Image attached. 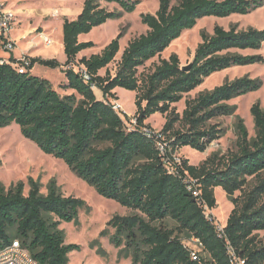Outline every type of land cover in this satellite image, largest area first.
Listing matches in <instances>:
<instances>
[{"label":"trees","instance_id":"obj_1","mask_svg":"<svg viewBox=\"0 0 264 264\" xmlns=\"http://www.w3.org/2000/svg\"><path fill=\"white\" fill-rule=\"evenodd\" d=\"M102 3L116 4L119 11H109ZM138 5V0H84L77 17L62 23L64 65L37 58L31 60L29 72L18 74L10 63L0 61V128L16 125L22 137L62 161L100 197L133 212L114 216L106 224L115 230L116 247L121 238L126 241L132 264H231L229 249L244 264H264V242L255 235L264 231V110L259 103L250 108L254 137L236 118L235 151L212 154L198 166L183 158L178 165L173 159L185 147L204 153L222 135L212 122L234 114L235 107L228 102L261 88L260 80L242 77L186 99L181 114L174 108L215 73L264 64L261 56L242 54L261 48L264 30H238L233 24L228 29L216 25L211 34L202 31L185 71L175 54L160 59L199 20L246 15L264 5V0H177L176 4L159 0L154 14L140 15L147 31L128 42L113 75L108 70L104 76L99 72L120 52L123 31L99 54L74 64L79 53L93 47L92 42H79L80 35L133 13ZM155 58L158 63L150 71L138 72ZM35 65L66 67L60 88L72 93L60 95L48 80L32 75ZM81 67L90 77L87 83L79 75ZM92 85L103 100L116 99L113 92L119 88L135 93V125L128 128L109 105L97 99ZM155 114L165 123L158 133L147 135L142 129L153 132L146 121ZM158 142L165 144L164 154ZM188 183L197 195L188 190ZM27 185V195L23 182L6 191L0 188V250L18 241L37 264H69L68 254L79 246L66 245L59 226L76 223L84 202L63 196L55 181L48 183L46 195L40 193L37 181L28 178ZM216 188L232 205L222 232L205 214L216 206ZM167 220L175 226H166ZM192 239L201 251L197 260L184 244Z\"/></svg>","mask_w":264,"mask_h":264},{"label":"rangeland","instance_id":"obj_2","mask_svg":"<svg viewBox=\"0 0 264 264\" xmlns=\"http://www.w3.org/2000/svg\"><path fill=\"white\" fill-rule=\"evenodd\" d=\"M84 0H0L6 9L11 10L16 16V24L12 33V38L16 41L14 48V59L19 60L22 56L29 59L51 60L55 59L61 65L65 63V55L62 46V23L65 19L74 20L82 9ZM139 5L131 14H122L118 19L109 20L103 25L92 29L89 33L80 35L81 42H92L93 47L79 53L74 64H77L83 57L88 58L93 54H99L121 31L123 37L120 40V52L114 61L99 72L104 76L106 70L114 74L117 63L123 49L128 42L142 34L147 28L141 24V14H154L158 9L159 0H138ZM177 0H171L176 4ZM222 1V0H217ZM102 7L109 11H119L116 4L102 3ZM57 10L59 14L51 17V13ZM237 25L238 30L254 28L264 30V5L246 15H233L228 18L218 19L208 17L197 22L194 28L185 31L181 36L173 41L169 48L163 52L160 59H168L172 54L177 55L180 66H188L192 61L197 46L201 43L200 34L206 31L211 34L214 26L228 29L230 25ZM45 35L50 41V46H45L41 39ZM22 37V39H21ZM9 53H3V56ZM243 55L261 56L264 58V44L258 50L242 52ZM158 63V58L146 63L139 68V73H147ZM33 69V68H32ZM31 69V71H32ZM66 67L49 69L40 65H35L32 74L36 77L48 80L52 87L60 94H69L63 91L60 86L64 83V70ZM30 71V72H31ZM248 77L261 81V88L253 93L235 98L228 102L235 107L234 114L228 117H221L212 122L221 130L220 138L207 148L204 153H199L189 147L178 150L176 156L188 160L189 165L198 166L212 154L220 156L235 151L236 118H240L248 132L250 138L254 137V125L250 114V108L254 103H259L264 110V64H254L244 67L231 68L219 73H215L207 78L204 83L193 92L184 95L183 99L174 105L177 113L181 114L184 109L186 99H194L197 95L211 91L226 81ZM116 99L123 110L122 120L126 125H130L133 116L127 117L135 109V93L124 89H116ZM97 96L99 90L94 91ZM165 123V119L155 114L148 121L149 126L155 132H159ZM31 178L40 184V193L46 195L47 185L55 181L60 192L65 197H74L84 202V207L79 210L77 221L62 223L59 229L64 232V242L66 245L74 244L79 246V250L68 254L69 264H132V251L126 246V241L121 240V245L116 247L112 242L115 230L107 227L108 221L114 216H129L133 212L112 200L100 197L95 190L88 186L82 179L71 172L60 160L43 154L32 142L28 141L20 134L19 128L11 124L0 128V188L5 191L15 186L19 182L25 184L24 195H27L29 187L27 179ZM235 193V197L238 196ZM216 206L208 215L214 224L222 229L225 220L232 210V205L225 193L220 189L214 190ZM172 228L174 222L167 220L164 223ZM105 230V233L102 232ZM257 240L264 242V231L255 233ZM185 246L196 254H201L196 242L184 241Z\"/></svg>","mask_w":264,"mask_h":264},{"label":"built area","instance_id":"obj_3","mask_svg":"<svg viewBox=\"0 0 264 264\" xmlns=\"http://www.w3.org/2000/svg\"><path fill=\"white\" fill-rule=\"evenodd\" d=\"M59 14L57 10H54L51 13V17H55ZM16 24V16L11 11L5 8L4 5L0 4V50H1V62L10 63L12 67H14L18 74H26L29 72V67L31 66V61L24 56L16 60L15 62H10V59L5 58L3 53H11L13 52L16 41L12 38V33L14 31V27ZM41 39L45 46H50L51 41L45 36L41 35ZM79 75L81 79L87 83L90 81V77L86 70L81 67L79 69ZM92 89H95V86H91ZM106 105H109L114 112H116L120 117L123 114V110L121 105L115 100H103ZM135 125V120L132 118L130 121V125H127L128 128H131ZM142 131L147 135H155L158 132L153 131L152 133L148 129H142ZM157 148L161 154L165 152V144L158 142ZM177 153L173 154L174 162L180 165V158L176 156ZM172 172V171H170ZM194 183V182H193ZM191 183H188V190L192 191L194 195H197L196 191L192 190ZM206 209V217H209ZM211 220V218H209ZM219 232H222V229L217 227ZM193 242H196L199 247V243L196 239H192ZM229 260L231 264H244L242 260L236 257L232 249L228 250ZM191 257L193 260H197V254L191 250ZM0 264H37L27 253L25 249H23L18 241L12 242L9 246L4 247L0 250Z\"/></svg>","mask_w":264,"mask_h":264},{"label":"crops","instance_id":"obj_4","mask_svg":"<svg viewBox=\"0 0 264 264\" xmlns=\"http://www.w3.org/2000/svg\"><path fill=\"white\" fill-rule=\"evenodd\" d=\"M0 4H2V3H0ZM3 5V4H2ZM62 27V26H61ZM21 39H22V37H21ZM79 39V38H78ZM79 42H81L80 40H79ZM14 53V51L13 52H11V53H9V54H7V55H5L4 54V57L5 58H8V59H14V56H15V54H13ZM33 70H34V67H33V69H32V71L30 72L31 74H32V72H33ZM33 75V74H32ZM95 90H97V89H95ZM94 90V91H95ZM69 93H72L71 91H69ZM95 93V92H94ZM113 93H115V94H117V92H113ZM96 95V97H97V99L98 100H103V96H102V94L99 92V95L100 96H97V94H95ZM116 97H118V95H116ZM134 114H135V109H134V111L132 112V114H130L129 116H127L128 118L129 117H131V116H134ZM148 121H150V118L146 121V124H148ZM149 125V124H148ZM228 218V217H227ZM227 218H226V220H227ZM226 220H225V224H226Z\"/></svg>","mask_w":264,"mask_h":264},{"label":"water","instance_id":"obj_5","mask_svg":"<svg viewBox=\"0 0 264 264\" xmlns=\"http://www.w3.org/2000/svg\"><path fill=\"white\" fill-rule=\"evenodd\" d=\"M187 69H188V66H183V67H182V70H183V71H185V70H187Z\"/></svg>","mask_w":264,"mask_h":264}]
</instances>
